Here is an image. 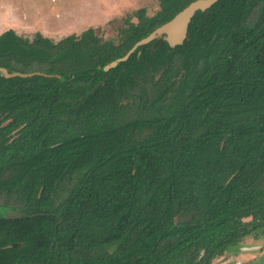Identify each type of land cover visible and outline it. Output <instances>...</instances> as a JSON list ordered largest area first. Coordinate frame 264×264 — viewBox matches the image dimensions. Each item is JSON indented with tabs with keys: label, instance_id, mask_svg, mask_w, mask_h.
I'll return each mask as SVG.
<instances>
[{
	"label": "trees",
	"instance_id": "1",
	"mask_svg": "<svg viewBox=\"0 0 264 264\" xmlns=\"http://www.w3.org/2000/svg\"><path fill=\"white\" fill-rule=\"evenodd\" d=\"M191 1L0 32L1 67L41 72L0 73V264H214L264 232V0L150 36Z\"/></svg>",
	"mask_w": 264,
	"mask_h": 264
},
{
	"label": "rangeland",
	"instance_id": "2",
	"mask_svg": "<svg viewBox=\"0 0 264 264\" xmlns=\"http://www.w3.org/2000/svg\"><path fill=\"white\" fill-rule=\"evenodd\" d=\"M145 6L152 12L156 0H0V32L13 28L30 36L38 29L59 38L87 26L104 37L113 36L125 12ZM238 249H231L214 264H264V232L246 236Z\"/></svg>",
	"mask_w": 264,
	"mask_h": 264
},
{
	"label": "water",
	"instance_id": "3",
	"mask_svg": "<svg viewBox=\"0 0 264 264\" xmlns=\"http://www.w3.org/2000/svg\"><path fill=\"white\" fill-rule=\"evenodd\" d=\"M216 0H193L185 7L179 10L171 19L161 24L150 36L154 34L164 33L166 39L170 44L180 43L186 36L187 26L192 18L194 12L198 9H205L209 7ZM0 73L4 77L11 76H29L33 74H41L39 71L21 72V71H8L7 68L0 66ZM1 209V207H0ZM6 218H17L25 216L26 212L19 208L7 209L3 211Z\"/></svg>",
	"mask_w": 264,
	"mask_h": 264
}]
</instances>
